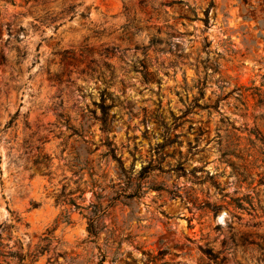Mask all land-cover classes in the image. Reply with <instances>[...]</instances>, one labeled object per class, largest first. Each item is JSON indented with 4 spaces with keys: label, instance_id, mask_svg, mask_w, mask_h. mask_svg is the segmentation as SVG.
Instances as JSON below:
<instances>
[{
    "label": "rangeland",
    "instance_id": "374dc122",
    "mask_svg": "<svg viewBox=\"0 0 264 264\" xmlns=\"http://www.w3.org/2000/svg\"><path fill=\"white\" fill-rule=\"evenodd\" d=\"M263 173L264 0H0V264H258Z\"/></svg>",
    "mask_w": 264,
    "mask_h": 264
},
{
    "label": "trees",
    "instance_id": "16d2710c",
    "mask_svg": "<svg viewBox=\"0 0 264 264\" xmlns=\"http://www.w3.org/2000/svg\"><path fill=\"white\" fill-rule=\"evenodd\" d=\"M206 16H207L206 24H209V20H208V16L209 15H208V12H206ZM210 45L211 44L206 41L205 49L206 50L209 49ZM205 68L207 69L208 67H205ZM145 69L147 70V68H145ZM217 69L218 68L215 67V70H214L215 73L217 72ZM204 82H207V77L204 78ZM101 110H102V116L100 118V122L102 124L103 132L104 133H107L109 131V127H110V119H109V110H110V108L107 107V106H105V105H101ZM118 164H119V167H120L121 172L122 173H125L126 171L124 169V165H123L122 161L119 160L118 161ZM145 170L146 169L142 170V173H144ZM174 171H176V170H174ZM260 176H262V182L264 183V173L261 174ZM94 224H95V221L89 219V231H90V233L93 231ZM241 247H242V249L244 251H247V249L249 247H257L259 250H262L263 249L262 246L259 243L255 242L254 240H252L251 238H248V237L245 238V239H243V241L241 243ZM205 255L214 264H225V262H226V259L225 258L221 259L220 254L215 253L212 250L205 251ZM257 263L258 264H264V254H262L261 256H259L257 258Z\"/></svg>",
    "mask_w": 264,
    "mask_h": 264
}]
</instances>
